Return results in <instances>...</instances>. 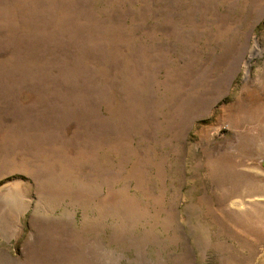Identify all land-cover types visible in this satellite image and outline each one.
Returning a JSON list of instances; mask_svg holds the SVG:
<instances>
[{
    "label": "rangeland",
    "instance_id": "1",
    "mask_svg": "<svg viewBox=\"0 0 264 264\" xmlns=\"http://www.w3.org/2000/svg\"><path fill=\"white\" fill-rule=\"evenodd\" d=\"M263 162L264 0H0V264H264Z\"/></svg>",
    "mask_w": 264,
    "mask_h": 264
},
{
    "label": "bare ground",
    "instance_id": "2",
    "mask_svg": "<svg viewBox=\"0 0 264 264\" xmlns=\"http://www.w3.org/2000/svg\"><path fill=\"white\" fill-rule=\"evenodd\" d=\"M258 50V47L256 46L251 52H252V55H254Z\"/></svg>",
    "mask_w": 264,
    "mask_h": 264
},
{
    "label": "water",
    "instance_id": "3",
    "mask_svg": "<svg viewBox=\"0 0 264 264\" xmlns=\"http://www.w3.org/2000/svg\"><path fill=\"white\" fill-rule=\"evenodd\" d=\"M263 168H264V162H263Z\"/></svg>",
    "mask_w": 264,
    "mask_h": 264
}]
</instances>
